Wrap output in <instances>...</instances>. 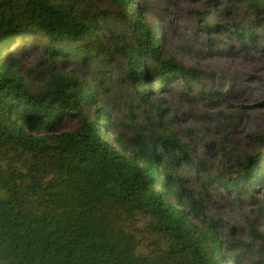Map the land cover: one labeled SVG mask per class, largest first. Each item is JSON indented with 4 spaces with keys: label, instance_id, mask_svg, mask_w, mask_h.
<instances>
[{
    "label": "trees",
    "instance_id": "1",
    "mask_svg": "<svg viewBox=\"0 0 264 264\" xmlns=\"http://www.w3.org/2000/svg\"><path fill=\"white\" fill-rule=\"evenodd\" d=\"M113 1L123 14L131 13L127 38L113 32L106 38L102 14L72 0H0V264L240 260L248 245L223 242L218 221L205 214L202 198L186 186L183 170L195 168L208 189L245 194L261 180L264 168L258 160L264 153L226 169L234 176L213 175L203 163H194L189 144L162 120L144 130L137 118L126 140L115 138L117 147L101 128L109 125L112 106L100 104L84 79L53 70L58 59L91 64L111 42L126 59L124 76L131 80L134 96L155 112L159 106L149 102L155 90L174 78L190 87L200 80L196 69L164 52L162 35L157 36L133 0ZM198 23L200 30L208 25L206 20ZM255 27L242 28L237 37L246 35L256 46ZM28 34L47 39L41 63L48 75L39 91L27 88L17 61L5 54L12 39ZM124 39L129 45L119 46L117 40ZM85 106L94 107V119L88 120ZM74 115L77 126L61 129ZM259 211L264 217V207Z\"/></svg>",
    "mask_w": 264,
    "mask_h": 264
},
{
    "label": "rangeland",
    "instance_id": "2",
    "mask_svg": "<svg viewBox=\"0 0 264 264\" xmlns=\"http://www.w3.org/2000/svg\"><path fill=\"white\" fill-rule=\"evenodd\" d=\"M134 6L151 25L157 36L162 35V48L178 63L200 73V80L190 87L172 79L165 88L155 90L149 102L159 106L157 112L134 96L131 80L124 76L126 59L111 42L107 50L91 64L74 59L56 60L53 70L82 78L92 88L97 101L112 106L113 111L104 137L117 147L115 138L126 140L132 134L133 121L144 130L154 127L157 120L189 144L194 163H203L213 174H231L226 169L242 163L247 156L264 153V0H133ZM75 6L92 8L109 24L102 23L105 37L111 32L123 34L131 30L130 11H122L113 0H72ZM198 20L208 25L197 28ZM101 22V21H100ZM248 25L256 26L257 45L252 46L245 35L237 33ZM218 26V28H214ZM207 38L209 40H207ZM117 40L119 46L130 41ZM47 39L40 34L12 39L6 55L18 63L27 88L39 91L48 75L42 46ZM203 89L216 92L205 95ZM88 120L94 119V107H84ZM166 110V112H165ZM149 111V118L145 112ZM151 122V123H150ZM77 117L70 116L63 130L77 126ZM224 151L215 149L216 145ZM259 159L263 163L264 155ZM193 167L183 171L186 186L194 197H201L205 214L218 221L220 237L226 244H239L247 250L240 260L225 264H255L264 260V172L253 191L235 195L221 189H208ZM207 188V190H206ZM246 254V253H245Z\"/></svg>",
    "mask_w": 264,
    "mask_h": 264
}]
</instances>
